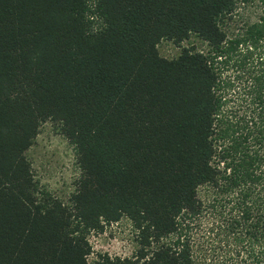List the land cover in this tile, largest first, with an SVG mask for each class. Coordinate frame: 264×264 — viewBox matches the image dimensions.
Masks as SVG:
<instances>
[{
	"label": "trees",
	"instance_id": "1",
	"mask_svg": "<svg viewBox=\"0 0 264 264\" xmlns=\"http://www.w3.org/2000/svg\"><path fill=\"white\" fill-rule=\"evenodd\" d=\"M259 1L228 33L234 0H0V264H264ZM47 121L75 147L65 200L26 156ZM123 217L135 252L90 260Z\"/></svg>",
	"mask_w": 264,
	"mask_h": 264
},
{
	"label": "rangeland",
	"instance_id": "2",
	"mask_svg": "<svg viewBox=\"0 0 264 264\" xmlns=\"http://www.w3.org/2000/svg\"><path fill=\"white\" fill-rule=\"evenodd\" d=\"M234 1L235 11L223 23L228 33L236 32L238 27L256 20L262 12L259 0ZM182 45H194L197 49L204 51L207 49L205 42L196 35H191ZM158 51L166 58H174L179 54L180 47L169 40H162L158 44ZM26 156L40 187L61 199H67L74 190L75 181L80 173L76 164L74 145L62 136L51 122L47 121L41 125ZM201 195H204V192ZM134 233L131 222L125 217L105 225L101 232H90L88 240L92 254L89 259L95 258L97 253L120 257L132 255L138 247Z\"/></svg>",
	"mask_w": 264,
	"mask_h": 264
}]
</instances>
